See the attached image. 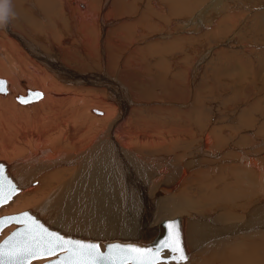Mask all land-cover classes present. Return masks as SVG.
Wrapping results in <instances>:
<instances>
[{
  "label": "bare ground",
  "instance_id": "1",
  "mask_svg": "<svg viewBox=\"0 0 264 264\" xmlns=\"http://www.w3.org/2000/svg\"><path fill=\"white\" fill-rule=\"evenodd\" d=\"M108 1L110 2L104 0L99 3L100 5L98 4L100 12L103 11L102 8L111 7ZM172 1L174 9L178 6V2H182V0ZM250 1L253 3L252 0ZM13 2L17 17L6 29L0 30V77L6 80L5 90L0 91L4 93L0 94V160L5 162L21 191L0 208V215L31 209L45 221L46 225L66 234L84 237L93 244L99 245L101 251L106 249L104 241L108 242L109 247L114 242L131 245L141 250L152 249L155 244L164 240V231L160 223L178 217L179 220L173 224L174 231L171 233L174 232L175 238L178 239V246L183 247L185 252L183 260L194 253H202L201 256L204 257L201 264H264V170L257 169L260 172L257 176L255 173L241 171V174L234 175L224 183L222 180L219 186L218 179L214 178L215 180L210 182L205 180V177L204 182L200 179L198 191L194 193V187L187 186L186 182L196 159L200 158L196 149L199 146L203 151L208 149L204 146L209 145V136L205 143L202 139L201 145H197L194 151L186 152L188 145L184 147L185 141L182 144L177 143L176 135H182L183 139H192L191 128L187 124L180 126L181 123L178 122L176 126L170 119L163 118L164 122L160 120V116L154 120L153 117L139 113L137 104H140L141 98H134L132 95L131 100L128 99L124 84L128 85L129 79L134 75L128 72L129 68L140 69L142 65L139 62L131 63L130 57L121 62L120 55L115 71H111L116 58L114 53L116 49H122L120 47L122 42L112 39L104 41L107 45L108 55H106L102 38H99L102 47V52L101 50L99 52L102 58L99 62L93 61L95 54L92 45L90 46L92 42L89 43L90 30H87L85 22L89 20L92 22L94 16L98 18V15L91 16L96 10L94 4H90L93 10L91 13L88 12L87 5L86 10L79 14L75 12L72 17L74 25L79 24L77 31L81 37V43L75 44L76 49L77 51L82 49L86 54L84 58L86 62L91 60L90 71H77L59 59L60 46L55 47L52 44V48L50 47L53 33L51 36L49 34L46 36L50 43L48 47L52 50L48 53L45 52L48 51L47 46L44 50L43 46L33 45L26 39L27 34H33L36 35L37 40L44 42V23L46 22L47 25L51 12L59 13L58 19L53 16L57 20H49L56 25L61 22L59 19L63 11L77 8V5L70 7L68 0H60V2L32 0L33 4L29 0H13ZM71 3L76 4L75 0ZM77 3L81 8H85L84 3ZM30 5L33 6V10L29 9ZM186 7L178 6L176 9L192 12L195 8ZM122 10L125 12V9ZM224 15L223 18L221 17L222 23L228 21L230 16L228 13ZM141 17L139 18L142 19ZM230 17L232 20L234 16ZM102 23L111 24L107 21ZM116 33L114 31L115 35H113L117 36ZM64 49L67 50L65 47ZM160 61H158L159 73L165 69L162 60ZM189 66L186 67L188 69L184 72L185 76L184 73L179 75V80L173 76L176 80L163 83L162 78L157 77L167 91L165 94L162 93V96L165 97L166 94L169 96L166 108L171 110L179 105L177 109L184 115L182 118L179 117V120L184 121L190 113L185 108L189 98L188 90L185 92L183 88L191 72ZM140 71L143 72L141 69ZM84 85L99 86L101 92L97 93L96 89L95 94L89 90L83 94L78 88ZM28 87L38 89L43 94L35 101L22 103L17 98L19 95L25 96ZM15 96L19 103L15 101ZM199 97V95L195 97L196 101ZM93 107L102 110L103 114L98 116L101 112L96 109L92 113ZM173 113V111L168 112V117H171V114L173 116ZM159 129H162L161 133H158ZM181 147H184L185 151H182ZM179 148L181 153L178 152ZM171 151L174 152L173 157L172 153L166 154ZM206 151L210 152L209 149ZM189 153L192 156H188ZM239 155L240 158L241 153ZM247 155L248 153L245 152L242 155L244 169L245 166H254L255 162ZM35 180L39 181V186H32L31 183ZM165 188L169 191L157 195L159 189ZM261 195L263 198L257 200ZM213 211L217 213L208 217ZM16 225L12 223L6 226L2 229L0 237L6 234L8 229L13 231ZM165 234L169 236L170 233L165 232ZM161 255L167 256V250L162 251ZM254 256L258 258L255 259ZM51 258L33 260L30 264H39ZM168 262L173 263V261ZM168 262L160 260V264Z\"/></svg>",
  "mask_w": 264,
  "mask_h": 264
},
{
  "label": "rangeland",
  "instance_id": "2",
  "mask_svg": "<svg viewBox=\"0 0 264 264\" xmlns=\"http://www.w3.org/2000/svg\"><path fill=\"white\" fill-rule=\"evenodd\" d=\"M57 1L60 2V0ZM71 1L73 0H68V4L70 5V7L77 5V8L73 7L70 8V10H66L65 12L63 11V15L65 14L64 16L62 15L64 21L61 17V19H59V21L61 20V22H59L60 24L57 22L59 26L58 24H52L51 21L49 22V20L51 19L57 20L59 13H57V11H54L49 15V24L47 23V25H45L46 22L44 23V42H42L43 40L40 39L37 40L38 38L33 34H27L26 39L33 45L36 44L37 46H43L44 50H46L47 46L48 51H45L47 53L52 51V44L55 47L60 46L59 59H62L64 61L63 63H66L68 66H71L77 71H90L89 63L91 60L89 59L86 62V60H84L86 54L82 51V49H80L79 51H77L76 49V46L81 43V37L79 32L77 31L79 24L74 25L75 22H72V17L75 12L79 14V12L86 10L87 5L88 12L91 13L93 10L90 7L92 5L90 4H94L96 10L93 11L91 16L98 15V18H96L97 16H94L95 19L92 20L93 23L90 20L85 22L87 30H90L88 34V38L90 40L89 43L92 42L90 46L92 45L93 52L95 54V58L93 61L99 62L102 58V54H100L102 52V47L100 45L101 40L104 49H106L107 47L105 42H107L108 40L112 39L113 41L117 40L118 42H122V44L119 42L121 45L119 46L122 49H116L114 53V57L116 58H114V65H112L111 68L113 70L111 71H115L114 68H116V63L120 55L122 58L121 62H124L127 57H130L131 63L139 62L142 65V68L140 69L143 72H141L137 67L129 68L130 70L128 72H131V74L134 75L131 79H129L128 85L127 83L126 86L124 84L126 95L129 97L128 99L131 100L132 95V97L134 98H141L139 101L140 104H137V108L140 109L139 113L141 115H145L146 117H153L154 120L156 119V117L160 116V120L164 122V119H170L175 123L176 126L178 122L181 123L180 126L183 124H187L189 128H191L190 137H192V139H183L182 135H176L177 143L182 144L186 142L184 147L188 145V149L186 148V152L194 151V149H196V146H199L202 139L205 143V140L209 136V145L205 144L206 147L204 146V148H208L210 152L206 151L208 149H204L203 151L200 146L198 147V149H196L197 153L200 155H198V157L200 158L196 159L195 164L189 172L188 177L192 179L190 180L188 178L186 182L187 186L189 185L190 187H194V193L198 191L197 189L199 188L198 185L200 179H202L204 182L205 177V180H210V182L218 179L219 183L217 182V184L219 186V184H222V180V182L224 183L227 179H232L234 175L241 174V171L245 170L248 171V173H255V175L257 176L260 174L257 169L260 168L264 170V0H252L253 3L250 0H182L184 4H182V2L177 3L178 6H182V8H185L186 6H190L191 8H193L192 6H194L195 8L192 12H184V10L178 11V9H176L178 6L175 8L178 11L177 12L173 7L174 3H172V0H110V2H108L110 3L109 6L111 7H105L106 9L102 8V12H100L98 9L100 5L99 3L104 0H93L94 2L91 0H87L88 3L86 2V0H75L76 4L71 3ZM29 2L32 3V0H29ZM77 2L84 3L85 8H81ZM185 4L187 5L184 6ZM103 5L105 4L103 3ZM120 6L125 9V12H127H123L124 10H122ZM29 7V9L33 10L32 5H30ZM228 9L229 11L227 12ZM58 10L60 9L58 8ZM118 10L120 11V14ZM225 13H228L230 16L233 15L234 17L232 18V20L234 21L231 20L230 16H228V21L225 20V23H222L221 19L225 16ZM184 14L187 18L184 17ZM141 15H143V17H141ZM53 16H56L57 19ZM66 17L69 18L71 22H68L69 20H67ZM139 17H141L142 19H140ZM182 19L184 22L182 21ZM229 20H231L232 23ZM104 21L110 22L112 25L110 23V25H106V22L102 23ZM89 22H91V24ZM64 23L68 24L65 25ZM130 23L132 24L129 26ZM69 24H73L75 27ZM52 25L54 27H52ZM55 26L56 29H54ZM123 26L125 28H123ZM46 27H49V31ZM116 27H119V29ZM126 27H128V29H126ZM223 28L224 30H222ZM95 29L99 33L96 32ZM139 29L140 31H138ZM114 31L115 33L118 32L116 33L117 36H114ZM48 34L49 36L53 35L50 39L51 46L47 41L46 36ZM99 38L102 39L100 40ZM48 46H50L51 48H49ZM64 47L67 50H65ZM167 47H169V49ZM100 50L101 52H99ZM104 51L107 53L106 55H108L107 49ZM65 53L66 55H64ZM159 59L162 60V64H164L165 67L164 71L161 70L162 73H159L160 68L158 66V63L161 62ZM73 64L75 66H72ZM187 65H190L189 69L191 72H189L190 74L187 76L188 78L185 77L187 79L185 84H183V88L185 89V92L188 90L187 95L189 96V98L185 108L188 109L190 113L189 116L186 114L187 117L184 121L179 120V117L182 118L184 116L182 111H179V109H177L179 108V105H176L177 108H173L171 110L166 108V101L169 99V96L166 94L167 97L165 96V98L162 96V93L165 94L167 92L163 87L164 81L171 82L172 79L179 80V75L183 74L188 69H186ZM126 66H129V64H126ZM132 70H134V72H132ZM173 76L176 79H174ZM157 77L162 78V84ZM140 83L143 86H141ZM98 87L94 85H84L79 86L78 90L83 94H85L87 90L95 94L97 90V93L101 92L99 91L100 89ZM28 88L32 90H38L30 87ZM129 91L130 93L132 92L131 95ZM6 93H8V91ZM19 94L21 93H18V95ZM195 95L200 96L197 101ZM16 96L15 101H17ZM169 102L171 101H168V103ZM94 109L101 112L100 114H98V116H101L103 114L102 110L100 111L99 108L95 107L91 108L92 113H94ZM171 111L174 112L173 116L171 114V117H168V112ZM133 125H138V123H133ZM161 130L162 129H159L158 131L160 132H157L161 133ZM212 131L213 133H211ZM178 139L180 141H178ZM230 144L233 147H231ZM184 147H181L182 151H185ZM179 151L180 148L178 149V152ZM182 151H180V153ZM244 152L246 154L248 153L247 156H249V159L255 161L254 166H248L249 168L245 166L246 168L244 169V165L242 164V155L244 154ZM170 153H172V151L166 154ZM240 153L241 157L239 158ZM189 155H191V153H189L188 156ZM171 156H174V152L171 154ZM197 160L200 162H198ZM220 160L222 161V165ZM235 168H238V170H236ZM200 170L203 172L202 174ZM211 177L213 179H211ZM38 182V180H35L31 184L32 186H39ZM13 197L6 204H8L13 199ZM260 198L262 199L263 195H261L257 200H260ZM6 204L1 205L0 208L5 206ZM10 204H12V202ZM15 212L17 211L8 214H12ZM215 213H217V211L211 212L208 217ZM9 232H11L10 229H8V232H6V234H4L3 236L1 235L0 238L3 239V237H5ZM201 255L202 253H194V255L186 260H180L179 262L170 260L173 261V263L168 262L165 264H178L180 262L186 261L190 262L189 260L192 261L189 264H201L204 257ZM254 258L257 259L258 257L254 256ZM196 260H198V262Z\"/></svg>",
  "mask_w": 264,
  "mask_h": 264
},
{
  "label": "snow or ice",
  "instance_id": "3",
  "mask_svg": "<svg viewBox=\"0 0 264 264\" xmlns=\"http://www.w3.org/2000/svg\"><path fill=\"white\" fill-rule=\"evenodd\" d=\"M3 82L0 81V91ZM2 171V170H0ZM16 188L8 182L7 187L0 179V205L9 201ZM24 222L25 227L0 241V264H30L34 259H44L54 256L57 252L64 255L49 264H160L162 251L173 254V259L183 260V250L178 246L174 233L162 241L155 249L141 250L134 247L110 246L106 252L100 250L97 244H86L81 241L68 240L55 232H49L36 223L27 212L19 216L0 217V229L11 222ZM171 229L174 226L168 225Z\"/></svg>",
  "mask_w": 264,
  "mask_h": 264
},
{
  "label": "water",
  "instance_id": "4",
  "mask_svg": "<svg viewBox=\"0 0 264 264\" xmlns=\"http://www.w3.org/2000/svg\"><path fill=\"white\" fill-rule=\"evenodd\" d=\"M0 81H2L3 82V91L5 90V82H6V80L5 79H3V78H0ZM42 96V93L39 91V90H31V89H27V93H26V95L25 96H22V95H19L18 96V100L20 101V102H22V103H29V102H32V101H35V100H37V99H39L40 97ZM0 170H2V171H0V179H3L4 180V182H5V185H6V187H7V184H8V182H10L11 183V185H13V186H15V188H16V192H15V194L16 193H18V192H20L21 191V188L18 186V183L16 182V180H15V178L12 176V174L10 173V170L6 167V164H5V162L4 161H2V160H0ZM169 191V189L167 188H165V189H159V191L157 192V195H160V194H164V193H166V192H168ZM14 194V195H15ZM13 195V196H14ZM12 196V197H13ZM8 202V201H7ZM7 202H5V203H7ZM4 203V204H5ZM1 206V205H0ZM25 212H27L28 213V215L34 220V221H36V223H38V224H40V225H42L45 229H47L49 232H55V233H57V234H59L60 236H62V237H64L65 239H68V240H74V241H81V242H83V243H86V244H93L90 240H86V238H84V237H81V236H76V235H72V234H66V233H64V232H61L60 230H58V229H56V228H53V227H50V225L48 226V224L46 225V223H45V221L43 220V219H40L37 215H36V213H35V211H33V210H31V209H26V210H23V211H20V212H17V213H12V214H2V215H0V217H9V216H19L20 214H22V213H25ZM179 220V218L178 217H176V218H174V219H166V220H164V221H162L161 223H160V226H161V228L163 229V231H164V240L165 239H167L169 236L167 235V234H165V232H172V231H174V229L173 228H169L168 227V225H173L174 223H176V221H178ZM44 221V222H43ZM12 223H14V224H17L16 225V227L13 229V231H11L10 233H9V235H11L13 232H15V231H17V230H22L24 227H25V223L22 221V222H20V223H17L16 221H11V222H9V223H7L4 227H6V226H8V225H10V224H12ZM3 227V228H4ZM1 231H2V229H0V233H1ZM174 233V232H173ZM9 235H7V236H5L3 239H1L0 241H3L4 239H6ZM163 240V241H164ZM85 241H90L89 243H87V242H85ZM160 243L161 242H159L158 244H155L154 245V247L152 248V249H155L156 247H158L159 245H160ZM110 245V244H109ZM120 246V247H129V246H131V245H127V244H118V243H114V242H112L111 243V245L110 246ZM104 247L106 248V249H104V251H102V252H106L107 251V249L109 248V246H108V242L107 241H104ZM131 247H134V246H131ZM134 248H136V247H134ZM179 248H181L182 250H183V247H180L179 246ZM101 250V249H100ZM144 250H146V249H144ZM168 252V255L167 256H163V255H161L160 256V260H162V261H165V262H168V261H170V260H173V261H177V260H175V259H173L172 257H173V254L172 253H170L169 251H167ZM64 255V253L63 252H57L54 256H51L52 258L51 259H48V260H46V261H43L42 263H39V264H49V262L51 261V260H55V259H59V258H61L62 256ZM183 255H184V257H185V252H184V250H183ZM34 260H37V259H34ZM33 261V260H32ZM31 261V262H32ZM30 262V263H31ZM132 264H134V261L132 262Z\"/></svg>",
  "mask_w": 264,
  "mask_h": 264
},
{
  "label": "clouds",
  "instance_id": "5",
  "mask_svg": "<svg viewBox=\"0 0 264 264\" xmlns=\"http://www.w3.org/2000/svg\"><path fill=\"white\" fill-rule=\"evenodd\" d=\"M16 17L13 0H0V30L6 29Z\"/></svg>",
  "mask_w": 264,
  "mask_h": 264
}]
</instances>
